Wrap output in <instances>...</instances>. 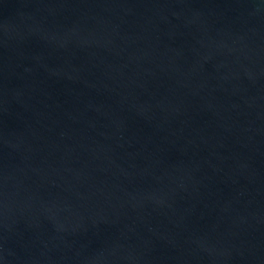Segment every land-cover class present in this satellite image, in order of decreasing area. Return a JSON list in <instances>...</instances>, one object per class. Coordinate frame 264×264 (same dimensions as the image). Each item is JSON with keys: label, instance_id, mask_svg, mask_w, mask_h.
Instances as JSON below:
<instances>
[{"label": "water", "instance_id": "1", "mask_svg": "<svg viewBox=\"0 0 264 264\" xmlns=\"http://www.w3.org/2000/svg\"><path fill=\"white\" fill-rule=\"evenodd\" d=\"M0 264H264V0H0Z\"/></svg>", "mask_w": 264, "mask_h": 264}]
</instances>
